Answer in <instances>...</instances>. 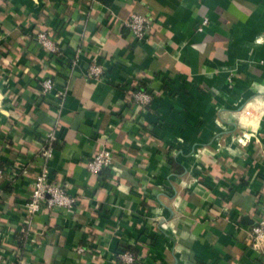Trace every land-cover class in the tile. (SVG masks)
<instances>
[{
	"label": "crops",
	"instance_id": "1",
	"mask_svg": "<svg viewBox=\"0 0 264 264\" xmlns=\"http://www.w3.org/2000/svg\"><path fill=\"white\" fill-rule=\"evenodd\" d=\"M133 12L153 18L148 40L125 25ZM55 127L50 177L77 201L30 221ZM103 148L114 163L92 173ZM0 164V264H123L124 251L133 264H264L249 242L264 204V0H0Z\"/></svg>",
	"mask_w": 264,
	"mask_h": 264
},
{
	"label": "built area",
	"instance_id": "2",
	"mask_svg": "<svg viewBox=\"0 0 264 264\" xmlns=\"http://www.w3.org/2000/svg\"><path fill=\"white\" fill-rule=\"evenodd\" d=\"M153 18L149 15L133 12L126 20L125 25L130 30L131 34L138 41L149 39L150 30L152 27ZM208 23V18L204 17L198 29L203 30ZM37 42L46 51L52 54H61L60 47L56 43L50 31H39L36 34ZM80 50H77L76 57ZM75 62V61H73ZM105 73L104 65L101 62L93 61L88 67V77L94 80H99ZM42 92L44 94L51 93L56 87L55 79L47 77L42 80ZM58 107L62 108L66 100L69 90L62 89L57 91ZM134 101L141 105H149L153 101V94L146 88H141L133 92ZM58 140L57 128H52L46 131L44 142L40 150V168L36 173L32 183L31 192L25 204V209L28 213V218L31 221L32 216L40 211L44 205L51 208H64L72 210L76 204L77 198L71 195L67 185L55 183L50 177V161L54 157L56 142ZM114 163V153L110 148H103L92 155L87 165L92 173H100L104 168L110 167ZM5 174V169L0 164V177ZM250 247L260 253L264 257V204L258 207L257 216L254 224L249 232ZM0 242V254L2 252ZM123 264H133L136 260L134 253L124 251L121 253ZM122 264V263H121Z\"/></svg>",
	"mask_w": 264,
	"mask_h": 264
},
{
	"label": "trees",
	"instance_id": "3",
	"mask_svg": "<svg viewBox=\"0 0 264 264\" xmlns=\"http://www.w3.org/2000/svg\"><path fill=\"white\" fill-rule=\"evenodd\" d=\"M24 235H25V234H24ZM23 239H24V236H23ZM23 239H20V244H21V243H23V242H22V241H23ZM133 251H134V250H133ZM134 252H135V251H134ZM138 263H140V262H139V260H138V261H136V264H138Z\"/></svg>",
	"mask_w": 264,
	"mask_h": 264
}]
</instances>
